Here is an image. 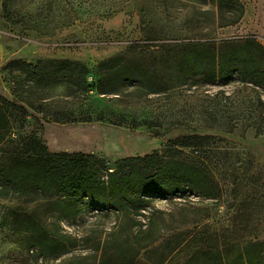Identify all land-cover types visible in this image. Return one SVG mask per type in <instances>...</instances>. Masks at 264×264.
Here are the masks:
<instances>
[{"label":"rangeland","instance_id":"1","mask_svg":"<svg viewBox=\"0 0 264 264\" xmlns=\"http://www.w3.org/2000/svg\"><path fill=\"white\" fill-rule=\"evenodd\" d=\"M239 12L219 10L217 0H0V97L27 99L37 108L20 104L26 113L12 122L4 150L32 136L49 154L91 155L113 172L125 159L173 149L178 138L208 136L200 154L184 149L181 158L201 157L220 195L212 200L184 187L169 196H144L145 210L136 215L83 198L81 213L62 219L46 213L43 194L0 185V264H100L113 234L141 238L149 219L156 229L176 227L184 217L205 218L163 234L133 264H159L179 244L163 264H184L200 246L215 250L200 264H221L218 253L237 264L244 240L264 242V88L236 76L212 82L205 68L194 77L195 70L184 66L183 46L228 38L223 26ZM237 28L230 38L254 37L264 48L263 39ZM168 48L176 53L171 71H163L155 52ZM116 58L134 62L132 78L153 70L150 85L136 77L117 83V94H100L98 67ZM65 60L87 68L88 92L73 87L67 75L51 78L49 62ZM164 81L175 88L150 91ZM32 218L40 219L45 233L64 236V252L42 255ZM256 253L249 251L251 259ZM105 261L132 262L121 255Z\"/></svg>","mask_w":264,"mask_h":264},{"label":"trees","instance_id":"2","mask_svg":"<svg viewBox=\"0 0 264 264\" xmlns=\"http://www.w3.org/2000/svg\"><path fill=\"white\" fill-rule=\"evenodd\" d=\"M217 1L219 10H240L237 18L230 20L223 27L235 25L241 20L244 7L239 0ZM5 9L6 5H4ZM183 47L184 66L195 70L191 76L201 75L202 68H205L212 82L236 76L242 84L249 83L254 87L264 88V48L254 37L226 38L187 44ZM155 53L159 59L158 68L171 71L176 49H162ZM49 64L52 79L67 75L73 87L79 91L88 92L89 86L85 84L88 72L84 65L67 60L50 61ZM132 65L134 62L125 61L122 58L102 62L98 67L103 76L98 83V92L106 95L117 94L119 91L116 89L117 83L123 86L128 80L136 77L150 85L149 78H152L150 74H153V70L145 68L132 78L131 75L136 71ZM38 83H44V81ZM181 83H184V80L179 82V86ZM168 85V82L164 81L162 86L150 91L156 93L176 86ZM224 101L227 102L226 99ZM21 103L37 111V108L27 99L15 98L10 102L0 97V185H10L16 192L26 191V194L33 192L37 197L43 194L41 201H43V207L47 209V214H58V217L62 219L75 218L81 213L80 201L86 198L90 203L88 205L96 203V207H113L120 214L136 215L139 211L145 210L144 196H169L181 191L184 187L208 199L214 200L220 197L215 178L207 164L200 160L201 157L199 160L181 158L184 149L200 154L210 140L208 136L178 138L172 142L173 149L168 148L161 154L154 153L144 157L125 159L115 171L108 172L102 162L91 155L49 154L47 149L32 136L20 138L12 143L14 148L4 150L3 146L7 144L5 137L9 134L12 122L26 113ZM262 106H264L263 103ZM89 121V118H86L69 122ZM55 196L60 198L55 199ZM182 219L181 224L176 227L166 228V224H163L156 229L153 228L149 219L147 230L143 232L144 236L141 238L139 234L125 237L118 233L113 234L112 241L102 248L103 259L100 264H104L108 257L115 255L128 258L132 261L130 264H133L140 251L160 239L163 234L176 228L200 225L205 220V218L189 220L188 217ZM30 226H33L34 230L31 233L38 240L37 246L43 256H55L65 251L63 235L57 231L45 233L40 219L32 218ZM243 243V249L239 251V257H237V264H264V259L261 257L264 255V242L244 240ZM181 246L183 245L179 244L169 250L159 264H163L166 258L168 259L173 252L181 249ZM250 250L257 252L253 259L249 255ZM214 253V249L208 250L205 246H200L192 250L183 263L200 264V258L203 255ZM218 256L221 264H233L228 260L223 261L220 253Z\"/></svg>","mask_w":264,"mask_h":264},{"label":"crops","instance_id":"3","mask_svg":"<svg viewBox=\"0 0 264 264\" xmlns=\"http://www.w3.org/2000/svg\"><path fill=\"white\" fill-rule=\"evenodd\" d=\"M238 23L237 27L244 33L264 40V0H244L243 16ZM237 27H224L223 34L228 38L233 37L239 29Z\"/></svg>","mask_w":264,"mask_h":264}]
</instances>
